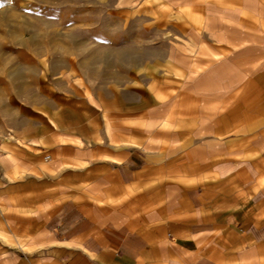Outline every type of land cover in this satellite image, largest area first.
Masks as SVG:
<instances>
[{"label":"crops","instance_id":"0c3cea01","mask_svg":"<svg viewBox=\"0 0 264 264\" xmlns=\"http://www.w3.org/2000/svg\"><path fill=\"white\" fill-rule=\"evenodd\" d=\"M228 12L252 33L163 128L51 86L0 115V264H264V0Z\"/></svg>","mask_w":264,"mask_h":264},{"label":"rangeland","instance_id":"374dc122","mask_svg":"<svg viewBox=\"0 0 264 264\" xmlns=\"http://www.w3.org/2000/svg\"><path fill=\"white\" fill-rule=\"evenodd\" d=\"M230 19L228 0H0V115L51 86L110 134L163 128L210 104L214 63L252 33Z\"/></svg>","mask_w":264,"mask_h":264},{"label":"built area","instance_id":"2783aa9c","mask_svg":"<svg viewBox=\"0 0 264 264\" xmlns=\"http://www.w3.org/2000/svg\"><path fill=\"white\" fill-rule=\"evenodd\" d=\"M0 146H1V142H0ZM47 158V157H46Z\"/></svg>","mask_w":264,"mask_h":264}]
</instances>
